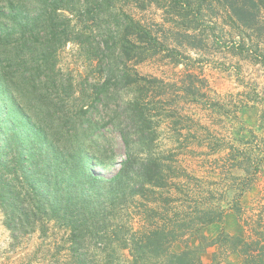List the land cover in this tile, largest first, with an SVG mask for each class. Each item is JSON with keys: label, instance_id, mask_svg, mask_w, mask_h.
I'll list each match as a JSON object with an SVG mask.
<instances>
[{"label": "trees", "instance_id": "16d2710c", "mask_svg": "<svg viewBox=\"0 0 264 264\" xmlns=\"http://www.w3.org/2000/svg\"><path fill=\"white\" fill-rule=\"evenodd\" d=\"M109 1L0 0V211L13 238L28 234L37 222H65L70 229L71 248L78 249L87 227L77 219L81 208L100 214L107 203L112 206V215L123 197L124 202L127 196H145L147 191L154 194L155 189L168 186L170 164H164V158L153 155L144 146L151 125L150 110L141 103L143 91L123 101L117 116L102 123L95 120L93 114L99 105L111 99L108 93L113 68L89 88L85 86L86 81L77 88L72 78L65 80L57 70L58 50L68 43L90 49L84 38L82 24L86 20L83 17L95 20L98 9L109 7ZM123 1L140 8L155 4L164 11L168 21L186 30L198 27L203 4L207 2ZM237 14H243L242 10H237ZM123 20L117 30V43H114L124 66L127 62L139 63L156 55L159 51L157 37L131 15L124 14ZM101 36L95 54L88 59H94L99 51L107 54L111 49L112 38ZM144 41L149 45L144 46ZM175 63L181 61L175 59ZM120 77L125 86L135 83L136 88L140 79H144L126 69ZM187 77L190 83L185 89L194 95L198 90L194 74L189 72ZM156 81L159 79L153 78V82ZM109 123L122 138L126 154L117 172L105 176L101 170L110 165L102 157L107 148L97 144V134L103 124ZM263 125L261 123L260 127ZM151 140L149 138L148 142ZM142 151H146L145 156L140 155ZM237 154L241 160L231 165L248 162L253 171L249 167L246 171L255 175L264 156L239 150ZM251 180L243 179L237 193L231 194V208L240 219L241 197L250 188ZM223 216L224 210L218 207L195 206L173 221L143 231L128 230L124 238L119 237L117 227L109 230L98 221L93 224L92 238L97 244L106 235H111L113 243L120 239L122 247L130 250L134 264L152 256L157 260L164 258L166 264H204L201 253L210 247H217L212 264L219 261L220 254H238L244 264H264V234L257 230L259 220L251 228L256 236L230 234L223 229L212 240L206 238L202 229L222 222ZM243 222L247 227L251 225L248 220L243 219ZM193 237L198 239L194 246L190 244ZM175 242L182 243L183 249H172Z\"/></svg>", "mask_w": 264, "mask_h": 264}, {"label": "rangeland", "instance_id": "374dc122", "mask_svg": "<svg viewBox=\"0 0 264 264\" xmlns=\"http://www.w3.org/2000/svg\"><path fill=\"white\" fill-rule=\"evenodd\" d=\"M253 1L257 6L251 0H207L203 4L198 27L189 30L168 21L164 11L155 4L140 8L123 0H110L109 7L98 9L95 20L83 17L86 20L82 24L84 38L90 49H83L74 42L59 49V76L65 80L72 78L78 84L77 88L86 81L85 86L89 88L98 84L113 68L108 93L111 99L99 105L93 114L95 120L102 123L117 116L123 101L135 98L140 90L143 91L141 103L150 110L148 118L151 125L144 146L153 155L164 158V164H170L171 169L167 170L169 183L155 189L154 194L147 191L145 196H127L124 202L123 197L112 215V206L107 203L100 214L81 208L77 219L87 227L78 249L71 248L70 229L65 222H37L28 234L13 238L0 211V257H4V262L16 255L18 264L24 258L32 260L33 264H134L130 250L122 247L120 239L113 243L111 235H106L97 244L92 238L93 224L100 221L109 230L115 226L119 237L124 238L128 230L143 231L173 221L195 206L207 207V202H215L220 208L224 206L223 221L208 224L202 229L208 240L215 238L223 229L230 234L252 233L256 236L251 228L258 220L261 224L257 230L264 234V158L256 174L250 175L253 189L241 197V219L230 207L232 196L227 192L234 183L222 182L217 170L224 157L221 153L224 149L221 148L230 141L234 131L240 134L242 129H254L259 136L254 149L261 156L264 152V125L255 127L258 119L260 124L264 123L261 122L264 112V2ZM240 9L243 14H237ZM124 14L131 15L149 29L157 37L159 49L156 55L139 63L127 62L126 66L114 43H117V30L124 21ZM103 34L112 38L111 49L107 54L99 51L94 59H88L89 55L95 54ZM142 44L149 45L146 41ZM175 59L181 63L176 64ZM123 69L144 77L140 79L139 87L136 88L135 83L124 85L120 77ZM189 72L194 74V84L198 87L194 95L185 89L190 83ZM153 78L159 81L153 82ZM236 112L241 115L247 113L244 123L248 128L229 125L230 120L227 119ZM231 130L232 135L229 133ZM149 138L151 142H148ZM97 144L107 148L102 157L110 164L101 173L105 176L115 174L125 158L126 147L112 123L100 127ZM140 155L145 156L146 151ZM245 166V169L250 168L248 162ZM250 170L253 171L252 168ZM233 171L240 176L244 173L242 166ZM230 180L228 178V182H232ZM243 219L251 225L245 226ZM190 244L197 245L198 239L191 238ZM216 248L210 247L201 253L204 264H212ZM172 249L180 251L183 244L175 242ZM166 263L164 258L157 260L153 256L140 262ZM216 264L244 263L238 254H220Z\"/></svg>", "mask_w": 264, "mask_h": 264}, {"label": "crops", "instance_id": "0c3cea01", "mask_svg": "<svg viewBox=\"0 0 264 264\" xmlns=\"http://www.w3.org/2000/svg\"><path fill=\"white\" fill-rule=\"evenodd\" d=\"M246 116H247L246 112L243 113V115L236 112L233 114V116L230 115V117L227 119V121L230 120V123L228 122L229 125L232 123L234 126H237L238 128L242 129L243 125H245V127H247V125L244 123V118H246ZM238 120H241V122ZM239 124H241L242 126H239ZM255 125H256L255 127H258V128L260 127V120L259 119H258V123L256 122ZM250 127L253 128L252 126H250ZM248 129H249L248 131L246 130V128H245V130L242 129L240 134H236L237 132L234 131L233 136H231L229 138L230 141L227 143H224L223 147L221 148L222 150L224 149L223 152L221 151V153H222V155H224V157L222 158L223 160L220 162V165H222V166H220L217 170L219 171V174H218L219 179L222 182L228 183V184L234 183V184H231L230 190H227L229 195L237 193L239 185L243 179H247V177H249L251 179L250 174L245 169L246 168L245 163H243V165H242V163L241 164L238 163L237 165H231L233 162H238L242 158L240 155L237 154V150H239L240 152H249V153L254 152V153H256V150L254 149V146H255L254 142H257V138L259 136L254 129H250V128H248ZM233 130H234V128H233ZM232 132L233 131L231 130V132H229V133L232 135ZM219 147H221V146H219ZM263 156H264V152H263ZM240 166H242V168L244 169V173L242 172L241 176L235 175V172L233 170L237 169ZM224 171L226 173H224ZM226 174L228 177L226 176ZM228 178H230L231 179L230 181H232V182H228ZM250 184H251L250 188L247 191H245L242 196H245V194H247L248 192H250L253 189L254 186H253L252 180H251ZM206 194L208 195V192H206L205 195ZM241 201H242V199H241ZM205 204L208 206H214V207L220 208V206L217 205L215 202H207ZM230 207H231V205H230ZM220 209L224 210V206H221ZM22 254H24V253H22ZM16 257H17L16 255H14L13 257H9V259H7V262H4V257H0V264H18V261L15 260ZM21 264H33V262H32V260H28L27 258H24L22 260Z\"/></svg>", "mask_w": 264, "mask_h": 264}]
</instances>
